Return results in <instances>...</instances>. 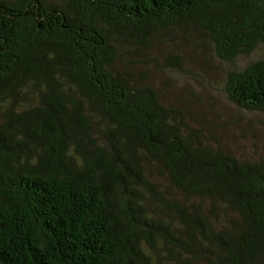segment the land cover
I'll use <instances>...</instances> for the list:
<instances>
[{"label":"trees","instance_id":"1","mask_svg":"<svg viewBox=\"0 0 264 264\" xmlns=\"http://www.w3.org/2000/svg\"><path fill=\"white\" fill-rule=\"evenodd\" d=\"M184 28L232 63L264 0H0V264H264V162L121 68ZM225 93L264 113V57Z\"/></svg>","mask_w":264,"mask_h":264},{"label":"rangeland","instance_id":"2","mask_svg":"<svg viewBox=\"0 0 264 264\" xmlns=\"http://www.w3.org/2000/svg\"><path fill=\"white\" fill-rule=\"evenodd\" d=\"M121 67L136 86L155 90L161 103L178 109L201 141L236 158L264 162V113H248L226 97L229 71L264 57V47L235 61L219 59L206 37L191 28L169 31Z\"/></svg>","mask_w":264,"mask_h":264}]
</instances>
